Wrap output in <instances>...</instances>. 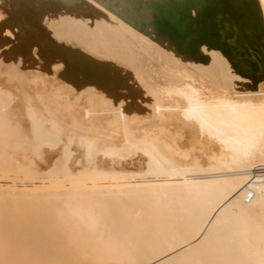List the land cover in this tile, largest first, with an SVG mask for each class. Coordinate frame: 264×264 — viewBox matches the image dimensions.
Returning <instances> with one entry per match:
<instances>
[{
	"label": "bare ground",
	"instance_id": "obj_1",
	"mask_svg": "<svg viewBox=\"0 0 264 264\" xmlns=\"http://www.w3.org/2000/svg\"><path fill=\"white\" fill-rule=\"evenodd\" d=\"M0 264H264V0H0Z\"/></svg>",
	"mask_w": 264,
	"mask_h": 264
},
{
	"label": "built area",
	"instance_id": "obj_2",
	"mask_svg": "<svg viewBox=\"0 0 264 264\" xmlns=\"http://www.w3.org/2000/svg\"><path fill=\"white\" fill-rule=\"evenodd\" d=\"M251 197V194H248V198H250Z\"/></svg>",
	"mask_w": 264,
	"mask_h": 264
}]
</instances>
